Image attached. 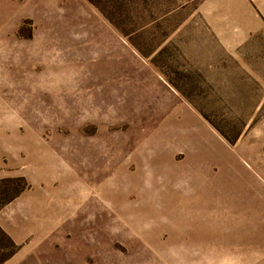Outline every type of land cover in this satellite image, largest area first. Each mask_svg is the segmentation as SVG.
Here are the masks:
<instances>
[{"label": "rangeland", "instance_id": "rangeland-1", "mask_svg": "<svg viewBox=\"0 0 264 264\" xmlns=\"http://www.w3.org/2000/svg\"><path fill=\"white\" fill-rule=\"evenodd\" d=\"M0 264H264V0H0Z\"/></svg>", "mask_w": 264, "mask_h": 264}]
</instances>
